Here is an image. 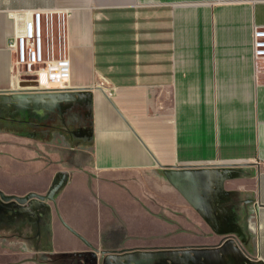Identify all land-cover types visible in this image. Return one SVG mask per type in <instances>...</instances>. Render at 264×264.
Instances as JSON below:
<instances>
[{"label":"crops","instance_id":"crops-1","mask_svg":"<svg viewBox=\"0 0 264 264\" xmlns=\"http://www.w3.org/2000/svg\"><path fill=\"white\" fill-rule=\"evenodd\" d=\"M60 8L69 87L36 91L8 42ZM263 25L264 0H0V264H264Z\"/></svg>","mask_w":264,"mask_h":264},{"label":"built area","instance_id":"built-area-1","mask_svg":"<svg viewBox=\"0 0 264 264\" xmlns=\"http://www.w3.org/2000/svg\"><path fill=\"white\" fill-rule=\"evenodd\" d=\"M19 14L21 21L8 42V50L14 56L15 79L31 83L38 90L68 88L70 64L66 51L70 11L60 8ZM252 31L253 59L264 60V25L253 27Z\"/></svg>","mask_w":264,"mask_h":264},{"label":"rangeland","instance_id":"rangeland-1","mask_svg":"<svg viewBox=\"0 0 264 264\" xmlns=\"http://www.w3.org/2000/svg\"><path fill=\"white\" fill-rule=\"evenodd\" d=\"M55 53L57 52V50L55 49L54 51ZM31 87H32V84L30 83ZM55 264H68L66 262H63V261H57Z\"/></svg>","mask_w":264,"mask_h":264},{"label":"water","instance_id":"water-1","mask_svg":"<svg viewBox=\"0 0 264 264\" xmlns=\"http://www.w3.org/2000/svg\"><path fill=\"white\" fill-rule=\"evenodd\" d=\"M36 91H41V90H36Z\"/></svg>","mask_w":264,"mask_h":264}]
</instances>
